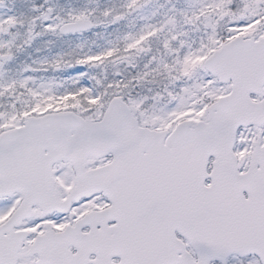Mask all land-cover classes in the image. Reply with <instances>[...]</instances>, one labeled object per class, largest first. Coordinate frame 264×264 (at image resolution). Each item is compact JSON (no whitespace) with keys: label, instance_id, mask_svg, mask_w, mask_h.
Listing matches in <instances>:
<instances>
[{"label":"snow or ice","instance_id":"snow-or-ice-1","mask_svg":"<svg viewBox=\"0 0 264 264\" xmlns=\"http://www.w3.org/2000/svg\"><path fill=\"white\" fill-rule=\"evenodd\" d=\"M0 264H264V0H0Z\"/></svg>","mask_w":264,"mask_h":264}]
</instances>
